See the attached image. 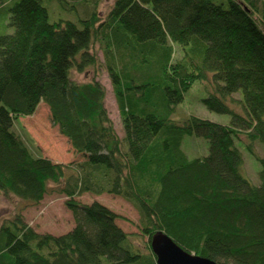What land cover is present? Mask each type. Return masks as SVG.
Masks as SVG:
<instances>
[{"label":"trees","instance_id":"1","mask_svg":"<svg viewBox=\"0 0 264 264\" xmlns=\"http://www.w3.org/2000/svg\"><path fill=\"white\" fill-rule=\"evenodd\" d=\"M45 1L0 0V22L15 28L0 34V197L36 205L65 195L75 226L57 235L36 230L21 211L7 216L0 264H157L151 238L160 231L221 264H264V156L255 148L264 147V0H114L103 20L97 0H73L82 15L58 22ZM96 43L123 138L104 106L105 86L71 76L96 65ZM210 72L214 86L202 101L232 115L231 124L173 119L186 91ZM42 101L82 160L54 161L17 132L15 120ZM190 135L209 141L208 155H187ZM239 142L262 163L260 185L244 171ZM87 192L131 202L147 250L116 211L78 199Z\"/></svg>","mask_w":264,"mask_h":264},{"label":"rangeland","instance_id":"2","mask_svg":"<svg viewBox=\"0 0 264 264\" xmlns=\"http://www.w3.org/2000/svg\"><path fill=\"white\" fill-rule=\"evenodd\" d=\"M97 11L101 17V20L106 18L114 0H97ZM69 2V3H68ZM62 5L60 0H48L45 3L49 9L50 20L57 21L59 19H71L78 20L82 15L77 2L69 0ZM15 30L10 26L8 21L0 22V34L11 33ZM176 57H181L180 44H175ZM93 52H97L96 65L86 66L84 70H79L77 67L71 69V76L75 81L84 82L93 78L98 79L106 88L105 105L111 119L113 120L114 127L116 128L119 137L123 138L125 135L123 119L120 111V107L115 95L111 78L107 69L104 66L105 57L99 48V44L96 43ZM209 78L197 80L193 86L186 91L185 99L177 107L176 112L172 115L173 119L178 121H184L191 115L208 119L210 121L222 122L223 124H231L232 115L222 114L210 110L204 103V98L209 96L212 91L214 82L213 74L209 73ZM236 98H243V92L240 91L235 95ZM230 105L237 109L239 112L246 114L243 110V106L234 105L233 102H229ZM49 105L42 101L37 110L32 115L22 116L15 120V129L21 133L24 137H27L25 131L29 134L31 139L38 145L40 152L46 157L51 158L57 162L69 163L72 161H79L83 159L81 153H77L68 138L61 132L60 126L52 119V112L49 109ZM28 140V137L26 138ZM245 139V138H243ZM30 145L32 143L28 140ZM245 156L244 171L247 176L250 177L254 184L260 185L261 178L260 173L262 169V163L260 160L250 151L247 143H238ZM186 152L192 158L208 155L210 152L209 141L203 137L193 136L188 137L183 144ZM256 152L261 156H264V147L260 143L255 144ZM53 161V162H54ZM66 196L58 193L48 194L39 204L29 205L28 201L19 199L14 195L1 196L0 197V220H3L7 216H12L14 213L21 211L26 220L40 232H51L54 234H63L71 230L75 226V220L72 212L67 207L65 201ZM79 200L85 203H92V201L101 202L118 214L120 217L117 219V223L130 233L129 238L135 244V246L147 250L148 237L141 233L140 229V214L135 206L127 199L120 195L103 193L96 195L93 193H84L78 197Z\"/></svg>","mask_w":264,"mask_h":264},{"label":"water","instance_id":"3","mask_svg":"<svg viewBox=\"0 0 264 264\" xmlns=\"http://www.w3.org/2000/svg\"><path fill=\"white\" fill-rule=\"evenodd\" d=\"M151 247L156 255L157 264H221L212 258L185 250L164 231L153 235Z\"/></svg>","mask_w":264,"mask_h":264}]
</instances>
